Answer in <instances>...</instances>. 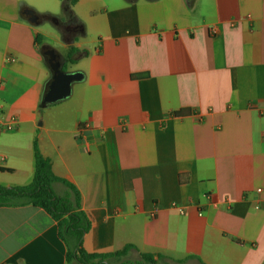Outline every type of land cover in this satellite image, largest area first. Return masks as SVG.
<instances>
[{
  "label": "crops",
  "instance_id": "1",
  "mask_svg": "<svg viewBox=\"0 0 264 264\" xmlns=\"http://www.w3.org/2000/svg\"><path fill=\"white\" fill-rule=\"evenodd\" d=\"M72 12L0 0V184L32 182L37 137L80 191L89 253L264 264V0H78ZM59 22L79 31L68 40ZM48 49L84 80L40 109ZM66 255L44 210L0 208V264Z\"/></svg>",
  "mask_w": 264,
  "mask_h": 264
},
{
  "label": "trees",
  "instance_id": "2",
  "mask_svg": "<svg viewBox=\"0 0 264 264\" xmlns=\"http://www.w3.org/2000/svg\"><path fill=\"white\" fill-rule=\"evenodd\" d=\"M78 0H63V9L71 16L72 6ZM38 44L42 43L38 41ZM76 50H72L68 62L74 63ZM67 65L64 66V70ZM43 99L40 109H43ZM180 116L182 112L175 113ZM35 175L32 182L24 186H4L0 184V208L33 206L44 210L58 225L59 237L67 247L68 264H110L112 259L128 257L137 250L134 245H128L115 253L92 254L84 247L86 235L92 229L90 215L82 209L80 191L67 180L58 177L50 159L41 153L38 138L34 141ZM61 184L66 188L64 195H58L54 187ZM159 259L162 256H158ZM122 264H131L124 262ZM134 264H157L155 256L140 254V259Z\"/></svg>",
  "mask_w": 264,
  "mask_h": 264
},
{
  "label": "water",
  "instance_id": "3",
  "mask_svg": "<svg viewBox=\"0 0 264 264\" xmlns=\"http://www.w3.org/2000/svg\"><path fill=\"white\" fill-rule=\"evenodd\" d=\"M31 13L32 21L36 23L39 18ZM47 55L50 57L49 65L53 77L43 97L44 107L68 100L72 96L73 85L84 80L81 72H67L63 69L64 64L56 51L49 50Z\"/></svg>",
  "mask_w": 264,
  "mask_h": 264
},
{
  "label": "flooded vegetation",
  "instance_id": "4",
  "mask_svg": "<svg viewBox=\"0 0 264 264\" xmlns=\"http://www.w3.org/2000/svg\"><path fill=\"white\" fill-rule=\"evenodd\" d=\"M31 17V16H29ZM40 18L36 21V23L40 22ZM59 26L61 27V29L63 30L65 37L70 40L73 35H75L78 31H79V26L78 25H74L72 22L68 23V22H59ZM49 49L45 51V54L47 56L48 61L50 60V57L47 55Z\"/></svg>",
  "mask_w": 264,
  "mask_h": 264
},
{
  "label": "rangeland",
  "instance_id": "5",
  "mask_svg": "<svg viewBox=\"0 0 264 264\" xmlns=\"http://www.w3.org/2000/svg\"><path fill=\"white\" fill-rule=\"evenodd\" d=\"M61 10L59 11V13L61 14ZM72 67H68L65 69V71L69 72L68 70H70ZM140 259V257L138 255H133V256H128L125 258H116V259H112L110 261V264H122L124 262H129L131 264H134L136 261H138Z\"/></svg>",
  "mask_w": 264,
  "mask_h": 264
},
{
  "label": "built area",
  "instance_id": "6",
  "mask_svg": "<svg viewBox=\"0 0 264 264\" xmlns=\"http://www.w3.org/2000/svg\"><path fill=\"white\" fill-rule=\"evenodd\" d=\"M250 107H252L251 105H250ZM14 123V122H13ZM13 126V124H11L9 127H8V129H11V127Z\"/></svg>",
  "mask_w": 264,
  "mask_h": 264
}]
</instances>
